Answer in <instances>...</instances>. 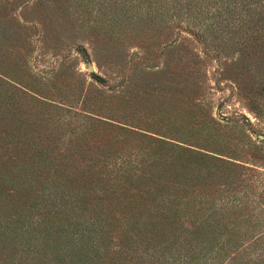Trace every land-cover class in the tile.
<instances>
[{
  "label": "rangeland",
  "instance_id": "374dc122",
  "mask_svg": "<svg viewBox=\"0 0 264 264\" xmlns=\"http://www.w3.org/2000/svg\"><path fill=\"white\" fill-rule=\"evenodd\" d=\"M0 108V216L10 203L30 216L13 241L0 234V264H28L33 225L47 245L62 232L66 254L82 237L96 264H193L187 214L166 244L121 234L125 202L152 175L178 209L237 222L223 264L264 240V0H0ZM166 158L164 176L153 161ZM10 164L31 166L32 202Z\"/></svg>",
  "mask_w": 264,
  "mask_h": 264
},
{
  "label": "trees",
  "instance_id": "16d2710c",
  "mask_svg": "<svg viewBox=\"0 0 264 264\" xmlns=\"http://www.w3.org/2000/svg\"><path fill=\"white\" fill-rule=\"evenodd\" d=\"M7 124L8 120L5 116V113L1 111L0 108V131L5 132ZM160 144L165 143L160 142ZM168 146L171 145L168 144ZM178 149L180 151H183L179 147ZM187 153L191 156H194L192 157L193 159L197 158V160L209 158L203 154L195 153L192 151H187ZM172 160L170 161L166 158V161L164 162V160L162 159H156L153 161V165L155 168H158L160 165H168L166 166V169L163 170V175H171L174 170L173 168L176 165V163ZM37 163L38 162L36 161L34 162L35 165ZM10 165L12 167L11 175L13 176L15 181H18L20 187H23V192L26 188L29 190L28 195L26 196L27 198L25 199L28 201L24 200L22 202L25 204L27 202H32L30 201L32 200V198L29 196L31 195L34 198L35 195L32 190H30V188L32 187L31 184L37 181H33L31 183L32 180H30V178L26 176L29 175L27 172L30 170L31 166H29V168H24L21 165L17 164ZM0 166L3 167L1 164ZM3 170L4 169L2 168L0 169V175L2 174ZM35 175L36 174H31V177ZM182 176L183 175L177 174L178 178L183 179ZM164 179L165 178L163 176L152 175L145 176L140 180V184L145 187V190H138V194L131 195L129 200L125 202L127 208H124V218L122 220V227H120V230H122L121 234L128 235L131 233L130 235L138 237L136 238L138 241L142 238V236H144L145 232L148 231L150 232V234H154L152 237H154V239H156L157 241H160V244L162 243V241H164L163 244H166L169 243L173 238H176V228L174 227V222L175 220L179 222V218L176 216L177 213H180L181 215L187 214L188 217L191 216L192 218H194V222L197 223L195 225L196 228L192 232L193 234H191V236L187 238L189 243H194V253L190 254L189 260L186 261H189L193 264H223L222 261L225 257L226 252L230 251L231 249H235V245H238V240H235V237L237 234L242 232L239 228L240 226L236 221H227L225 224H222L215 218L212 219L210 216L212 214L198 219L193 212L187 211L184 205L183 207H181V209H178L177 207H175L176 203L171 194L165 197L161 195L162 191H164V189L167 187L161 184V181H164ZM70 182L73 185L72 179L70 180ZM44 183H47L44 184V186L50 188L54 192V195L59 196V191L56 185L53 186L54 184H51L50 186L47 180H44ZM73 192L75 193L73 196L74 199L80 200V197H83L82 192ZM186 205L189 208V204ZM8 207L7 210L10 211L8 212L6 210V212L2 214V216H0V224L3 228L0 234L1 237L6 236L4 242L13 241L15 236L10 232V229H14L16 226L19 227L21 225V218L30 219V216L25 215L21 212V210H12L13 208H15L12 203H10ZM16 208L18 209L19 206H16ZM157 208H160V210H157ZM105 212L106 210L102 207L99 208L98 212L94 210L95 215L107 219ZM31 217L35 218L34 212H32ZM110 219H113L114 221L116 220L115 217L112 216H110ZM61 220L62 218H58L57 224L59 225V228L63 230V223ZM37 221L40 222L41 219H37ZM38 229L39 227L36 228V226L33 225V228L30 229L31 231L29 232V236L24 237L27 241H33V245L37 246L34 251L33 257L31 258V260H29L28 264H66V262H68L69 264H96V262L91 260L92 258L90 259V257H88L87 255H83V249L82 247H80L81 243L83 242L82 237L78 241L79 245L73 244L72 246H70L71 250H69L66 254L65 249H63L62 247L60 248V246L63 244L61 241L64 240V235L61 234L62 232L57 231V228H55V230L53 229V232L43 234L44 239L51 242L49 245H47L45 242H43L41 238L42 233H39ZM128 237L129 236H124V243L127 245L131 242H128ZM39 238L43 242L40 244V247L38 246V242L40 243V240L38 241ZM256 242H258L257 244H261L264 247V240H262L261 238L257 239ZM257 244L255 243L249 244L247 246H242L246 248L245 250H243V252H241V254H239L238 264H264V253H262L263 251H249L250 249L255 248ZM63 246H65V244H63ZM85 257H88L89 260H87ZM235 263L236 262H232L229 264ZM224 264L228 263L225 262Z\"/></svg>",
  "mask_w": 264,
  "mask_h": 264
}]
</instances>
